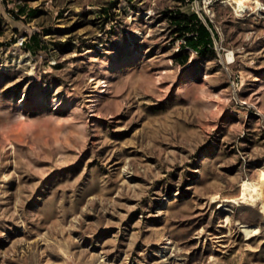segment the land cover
<instances>
[{
	"label": "rangeland",
	"instance_id": "obj_1",
	"mask_svg": "<svg viewBox=\"0 0 264 264\" xmlns=\"http://www.w3.org/2000/svg\"><path fill=\"white\" fill-rule=\"evenodd\" d=\"M176 12L209 52L179 48ZM246 182L264 0H0V264H264Z\"/></svg>",
	"mask_w": 264,
	"mask_h": 264
},
{
	"label": "trees",
	"instance_id": "obj_2",
	"mask_svg": "<svg viewBox=\"0 0 264 264\" xmlns=\"http://www.w3.org/2000/svg\"><path fill=\"white\" fill-rule=\"evenodd\" d=\"M187 1L191 2L192 0ZM201 16L204 19V23L196 13L186 15L176 12L174 15H170V20L176 27V31H179L177 36L183 41L179 48H189L197 54L201 53V51L209 52L212 49L215 35L204 15L201 14ZM176 59L179 64L184 65L187 61V56H178Z\"/></svg>",
	"mask_w": 264,
	"mask_h": 264
},
{
	"label": "bare ground",
	"instance_id": "obj_3",
	"mask_svg": "<svg viewBox=\"0 0 264 264\" xmlns=\"http://www.w3.org/2000/svg\"><path fill=\"white\" fill-rule=\"evenodd\" d=\"M245 9V8H244ZM242 197L243 199L247 200V202H252V203H255L256 201H258L259 199H255L254 196L255 195H261V200H262V203H261V210L260 212L262 214H264V185H262L261 187V192L258 191V189L255 187V186H252V185H249L247 182L243 184L242 186ZM249 193L250 194V197L247 198L245 197L246 194ZM258 197V196H257ZM237 198L235 197H230V198H227V199H224L223 202H226V203H235L237 202ZM249 204V203H248ZM251 205V204H250ZM229 221V218H226V222ZM241 229H242V232H244V234L247 236L249 233L251 232H257V228H249L245 225H241L240 226Z\"/></svg>",
	"mask_w": 264,
	"mask_h": 264
},
{
	"label": "built area",
	"instance_id": "obj_4",
	"mask_svg": "<svg viewBox=\"0 0 264 264\" xmlns=\"http://www.w3.org/2000/svg\"><path fill=\"white\" fill-rule=\"evenodd\" d=\"M199 16V18L202 20V21H204V19L202 18V16L201 15H198ZM23 39H21V38H18L17 40H16V45H18V46H22L23 45Z\"/></svg>",
	"mask_w": 264,
	"mask_h": 264
}]
</instances>
